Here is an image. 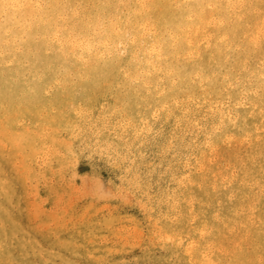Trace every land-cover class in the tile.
Returning <instances> with one entry per match:
<instances>
[{"label": "rangeland", "instance_id": "rangeland-1", "mask_svg": "<svg viewBox=\"0 0 264 264\" xmlns=\"http://www.w3.org/2000/svg\"><path fill=\"white\" fill-rule=\"evenodd\" d=\"M94 1L113 9L76 3L94 16ZM132 1L119 0L116 19ZM9 83L20 87L0 107V264H242L241 253L262 264L252 232L264 214L246 232L224 222L241 174L264 167L260 143H223L210 161L178 121L168 83L161 93L131 80ZM143 100V111L129 109Z\"/></svg>", "mask_w": 264, "mask_h": 264}, {"label": "bare ground", "instance_id": "bare-ground-1", "mask_svg": "<svg viewBox=\"0 0 264 264\" xmlns=\"http://www.w3.org/2000/svg\"><path fill=\"white\" fill-rule=\"evenodd\" d=\"M118 2L110 10L94 1L92 16L76 0H0V107L11 105L20 87L10 85L14 80H131L160 93L168 83L195 150L208 148L212 162L223 143H260L255 150L262 152L264 0H133L120 21ZM143 101L129 109L142 110ZM248 175L240 176L241 200L228 201L224 214L245 232L248 220L264 214V196L253 189L262 185L264 167ZM252 244L254 254L264 250V224L252 232ZM240 256L252 264L251 253Z\"/></svg>", "mask_w": 264, "mask_h": 264}]
</instances>
